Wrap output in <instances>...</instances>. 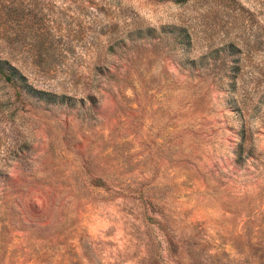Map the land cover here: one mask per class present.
Masks as SVG:
<instances>
[{"label":"rangeland","instance_id":"374dc122","mask_svg":"<svg viewBox=\"0 0 264 264\" xmlns=\"http://www.w3.org/2000/svg\"><path fill=\"white\" fill-rule=\"evenodd\" d=\"M0 56L59 95L0 78V264H264V0H0Z\"/></svg>","mask_w":264,"mask_h":264},{"label":"trees","instance_id":"16d2710c","mask_svg":"<svg viewBox=\"0 0 264 264\" xmlns=\"http://www.w3.org/2000/svg\"><path fill=\"white\" fill-rule=\"evenodd\" d=\"M174 30H178V34L175 35L178 42L184 43V41H186L184 36L189 38L187 34H184V28L180 29L175 27ZM0 78L8 85L14 87L16 89V94L21 96L24 94L30 95L32 92L40 95H47L49 100H56L59 96L57 93L34 87L29 81L28 76L25 75L17 65L10 59L2 56H0Z\"/></svg>","mask_w":264,"mask_h":264}]
</instances>
